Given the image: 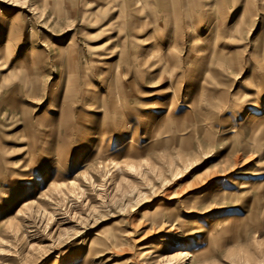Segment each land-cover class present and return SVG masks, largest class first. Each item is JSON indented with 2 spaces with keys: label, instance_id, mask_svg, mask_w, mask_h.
<instances>
[{
  "label": "rangeland",
  "instance_id": "1",
  "mask_svg": "<svg viewBox=\"0 0 264 264\" xmlns=\"http://www.w3.org/2000/svg\"><path fill=\"white\" fill-rule=\"evenodd\" d=\"M0 264H264V0H0Z\"/></svg>",
  "mask_w": 264,
  "mask_h": 264
}]
</instances>
